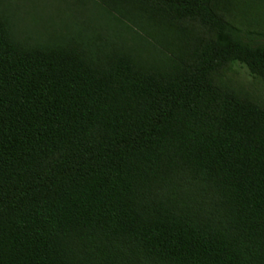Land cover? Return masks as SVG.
Listing matches in <instances>:
<instances>
[{
	"label": "trees",
	"instance_id": "16d2710c",
	"mask_svg": "<svg viewBox=\"0 0 264 264\" xmlns=\"http://www.w3.org/2000/svg\"><path fill=\"white\" fill-rule=\"evenodd\" d=\"M79 4L0 0V264H264V0Z\"/></svg>",
	"mask_w": 264,
	"mask_h": 264
},
{
	"label": "rangeland",
	"instance_id": "374dc122",
	"mask_svg": "<svg viewBox=\"0 0 264 264\" xmlns=\"http://www.w3.org/2000/svg\"><path fill=\"white\" fill-rule=\"evenodd\" d=\"M79 3L82 0H4V7L12 14L16 30L22 37L32 36L40 32L48 37L50 32L65 31L68 23H81L86 20L88 11ZM14 15V16H13ZM233 83L262 97L264 86L254 78L248 69L236 65L230 74Z\"/></svg>",
	"mask_w": 264,
	"mask_h": 264
}]
</instances>
